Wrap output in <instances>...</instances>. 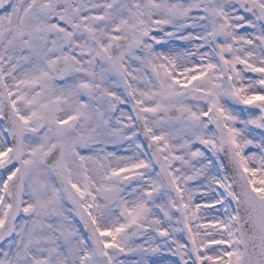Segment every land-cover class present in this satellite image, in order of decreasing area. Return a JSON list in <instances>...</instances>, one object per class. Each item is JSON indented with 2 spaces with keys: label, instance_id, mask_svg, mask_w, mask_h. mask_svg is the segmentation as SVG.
Here are the masks:
<instances>
[{
  "label": "snow or ice",
  "instance_id": "6c2138e0",
  "mask_svg": "<svg viewBox=\"0 0 264 264\" xmlns=\"http://www.w3.org/2000/svg\"><path fill=\"white\" fill-rule=\"evenodd\" d=\"M0 264H264V0H0Z\"/></svg>",
  "mask_w": 264,
  "mask_h": 264
}]
</instances>
